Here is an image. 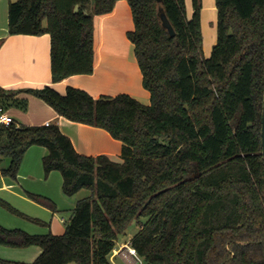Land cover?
<instances>
[{"label": "trees", "instance_id": "1", "mask_svg": "<svg viewBox=\"0 0 264 264\" xmlns=\"http://www.w3.org/2000/svg\"><path fill=\"white\" fill-rule=\"evenodd\" d=\"M120 0H18L9 6L10 36L51 39L53 83L95 70V17ZM135 29L128 39L150 93L93 98L68 87L25 92L71 122L106 130L122 142V162L79 154L58 125L0 133L3 174L17 178L27 151L47 149V175L60 172L63 193L83 189L62 236L30 235L0 225V245L39 247L33 263L113 264L120 236L140 224L131 247L144 264H264V0H216L218 41L203 53L202 0H127ZM175 30L171 37L159 15ZM57 212L48 198L29 194ZM146 220L142 222V220Z\"/></svg>", "mask_w": 264, "mask_h": 264}, {"label": "crops", "instance_id": "2", "mask_svg": "<svg viewBox=\"0 0 264 264\" xmlns=\"http://www.w3.org/2000/svg\"><path fill=\"white\" fill-rule=\"evenodd\" d=\"M14 1L0 0V89L18 92L52 86L64 95L68 87H74L95 99L126 94L142 104H150L151 96L143 86L135 47L128 39V33L135 29V24L127 0L118 1L111 14L95 17L94 73L72 76L56 84L52 80L50 36L9 35V6ZM0 106L6 108L18 126H45L47 122L58 125L81 155H104L115 162H122V142L104 129L74 123L59 116L41 99L22 92L10 99L0 97ZM28 152L29 159L41 157L43 161L47 155V149L39 146L30 148Z\"/></svg>", "mask_w": 264, "mask_h": 264}, {"label": "rangeland", "instance_id": "3", "mask_svg": "<svg viewBox=\"0 0 264 264\" xmlns=\"http://www.w3.org/2000/svg\"><path fill=\"white\" fill-rule=\"evenodd\" d=\"M185 2L187 18L190 20L194 13L192 0H185ZM202 4L203 53L205 58H209L218 41V11L216 0H202ZM27 153L16 179L3 174V170L10 167L11 159L0 160V225L9 230H22L30 235L51 233L62 236L77 203L90 197L92 192L89 189H83L75 196H66L62 189L61 173L55 171L47 175L42 158L29 159L30 154ZM18 193L23 197H20ZM28 193L50 199L57 207L56 217L55 212L30 198ZM145 221L142 220V222ZM139 230L140 224L134 222L126 234L119 237L116 249L110 257L113 264H144L143 259L131 252L133 250L131 240ZM56 231L58 234L55 233ZM41 252L39 247L14 248L0 245V258L6 261L33 263Z\"/></svg>", "mask_w": 264, "mask_h": 264}, {"label": "water", "instance_id": "4", "mask_svg": "<svg viewBox=\"0 0 264 264\" xmlns=\"http://www.w3.org/2000/svg\"><path fill=\"white\" fill-rule=\"evenodd\" d=\"M159 3H162L163 0H158ZM161 20L163 22V26L168 30L169 34L171 37H175L176 33L175 30L173 29L171 23L167 19L165 13L161 10L159 13ZM261 138H262V156H263V161H264V99H263V107H262V131H261Z\"/></svg>", "mask_w": 264, "mask_h": 264}, {"label": "built area", "instance_id": "5", "mask_svg": "<svg viewBox=\"0 0 264 264\" xmlns=\"http://www.w3.org/2000/svg\"><path fill=\"white\" fill-rule=\"evenodd\" d=\"M15 123L14 119L8 114L4 106H0V133L4 128L9 127ZM52 123L47 122L45 126L49 127ZM133 254H136L134 250H131ZM140 264V263H137Z\"/></svg>", "mask_w": 264, "mask_h": 264}]
</instances>
